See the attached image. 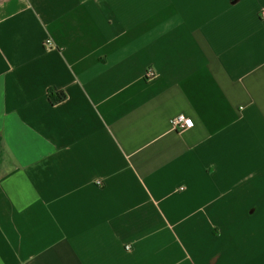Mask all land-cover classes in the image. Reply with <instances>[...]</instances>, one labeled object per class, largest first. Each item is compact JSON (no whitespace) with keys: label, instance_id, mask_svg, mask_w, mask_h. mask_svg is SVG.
I'll use <instances>...</instances> for the list:
<instances>
[{"label":"crops","instance_id":"1","mask_svg":"<svg viewBox=\"0 0 264 264\" xmlns=\"http://www.w3.org/2000/svg\"><path fill=\"white\" fill-rule=\"evenodd\" d=\"M0 264H264V0H0Z\"/></svg>","mask_w":264,"mask_h":264},{"label":"built area","instance_id":"2","mask_svg":"<svg viewBox=\"0 0 264 264\" xmlns=\"http://www.w3.org/2000/svg\"><path fill=\"white\" fill-rule=\"evenodd\" d=\"M46 45L50 46L51 42L48 41ZM155 77H156V74L154 73V71L152 69L148 70V72L146 73V79L152 80ZM172 126L176 132L182 133V132H185V131L193 128L194 127V121L185 114H179L178 116H176L172 120ZM128 249H129V247H128Z\"/></svg>","mask_w":264,"mask_h":264},{"label":"trees","instance_id":"3","mask_svg":"<svg viewBox=\"0 0 264 264\" xmlns=\"http://www.w3.org/2000/svg\"><path fill=\"white\" fill-rule=\"evenodd\" d=\"M48 98L50 103L55 106L66 101L67 95L63 91H59L57 93H54L53 91H49Z\"/></svg>","mask_w":264,"mask_h":264}]
</instances>
